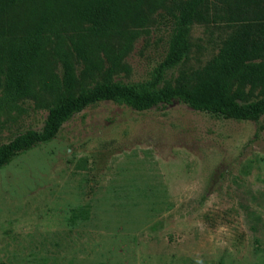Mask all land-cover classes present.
Listing matches in <instances>:
<instances>
[{"label": "rangeland", "instance_id": "obj_1", "mask_svg": "<svg viewBox=\"0 0 264 264\" xmlns=\"http://www.w3.org/2000/svg\"><path fill=\"white\" fill-rule=\"evenodd\" d=\"M171 28L164 12L154 15L112 79L150 82ZM225 36L222 26L193 25L187 59L158 88L203 67ZM65 40L59 53L71 50ZM94 59L88 73L74 60L85 86L111 68L101 53ZM36 79L25 96L0 90V145L42 129L65 88L61 58ZM84 208L87 219H72ZM0 263L264 264V116L224 119L177 100L144 112L85 108L0 170Z\"/></svg>", "mask_w": 264, "mask_h": 264}, {"label": "trees", "instance_id": "obj_2", "mask_svg": "<svg viewBox=\"0 0 264 264\" xmlns=\"http://www.w3.org/2000/svg\"><path fill=\"white\" fill-rule=\"evenodd\" d=\"M161 12L172 28L154 78L139 84L114 81V68L137 30ZM195 24L226 29L218 52L203 67L180 72L173 84L158 88L164 73L187 59ZM65 38L71 50L59 53ZM100 53L111 68L85 86L75 75L74 60L88 73L89 66L98 68L94 57ZM58 56L64 91L48 108L40 131L27 130L0 145V170L52 141L75 114L100 102L144 112L177 100L224 119L258 122L264 116V0H0V90L10 97L30 94L36 78L45 76V65ZM88 213L79 209L72 219H87Z\"/></svg>", "mask_w": 264, "mask_h": 264}]
</instances>
